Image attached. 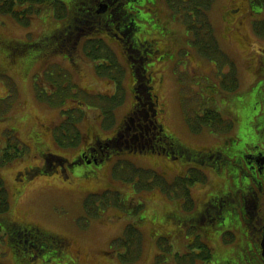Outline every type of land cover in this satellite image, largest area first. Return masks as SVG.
<instances>
[{"label": "rangeland", "instance_id": "rangeland-1", "mask_svg": "<svg viewBox=\"0 0 264 264\" xmlns=\"http://www.w3.org/2000/svg\"><path fill=\"white\" fill-rule=\"evenodd\" d=\"M240 1L214 0L210 10V17L220 40V48L228 54L230 60H234L239 78L240 92L236 90L224 94L226 112L220 99L218 106V102L212 99L205 104L201 97L203 91H209L210 87L215 90L218 88L220 75L216 72L214 64L202 58L192 46L191 30H187L185 22L179 17L174 18L176 17L174 15L172 17L173 13L170 12V7L165 0H162L159 6L162 18L166 19L168 24L157 14L154 16L155 26L152 25L151 28L160 29L161 26L163 29L161 32L153 30V34L149 33L150 37L154 38L152 42L157 51L152 52L151 49V56L146 61L149 63V68L143 75H152L153 92L159 101V107L163 108L157 120L167 131L174 133V136L193 148L216 147L232 136L240 137L245 130H250L247 126V115L250 109L253 106L261 109L264 104L262 98L264 77L258 79L250 93L247 92L255 83L254 61L257 60V48H264V20L255 22L248 19L242 29L246 41L241 42L228 29L225 14L229 6ZM256 4L264 6V0H259ZM254 10L260 9L255 6ZM53 12L52 6H47L31 17L28 24L0 13V157L6 152L14 153V148L9 150L7 148L9 144L16 141L21 147H25L24 154H20L21 158L11 160L4 165L0 164V175L10 192V213H13L22 223L36 225L55 235L64 244L63 250L58 255L48 252L32 261H29V256L22 252L16 255L20 262L22 264H70L72 256L74 259L77 256L74 249L79 248L83 253L79 254L83 256L79 259L86 260L84 264H155L159 259L162 264H169L173 261L175 252L181 251L183 254L185 248L190 250L189 244L197 234H200V230L192 227L197 219L204 220L200 223H205L201 225L198 223L199 229L210 230L212 233V236L206 234L204 238L207 244L214 247L212 250L215 261L217 258L226 256L227 250L228 252L233 250L235 253L239 238L237 235L234 236L235 231L227 232L226 229H222L221 222L224 215L228 222L230 221L235 215L229 212L231 210L238 215L239 196L233 195L235 190L230 189L232 198H226V205L220 202H215L213 207H206V205L221 189L219 187L222 183L234 184L235 179H240L242 174L234 176L235 168L239 164L226 160V169L222 168V174L210 175L209 172L206 174L205 171L203 173L202 170L193 167L196 165L193 158L192 160L178 159L167 155L126 152L127 154L121 157L112 155L106 161L98 160V157L103 155L99 156L94 150L95 147L100 145L101 140L120 138L118 134L120 126L129 118L137 97L144 96L143 79L140 82L142 86L137 85L135 80L137 70L135 68L134 71V66L130 65L133 60L130 59L128 62L126 57L119 53V45L115 40H106L111 43L112 49L108 47L109 45L107 46L106 41L102 42L103 49L106 50L103 55L107 56V53L111 55L113 62L120 70V72L118 70L112 72L111 76L116 79L121 78L122 92L119 90L118 97L114 95L116 80L114 78L109 80L105 75V77L99 76L95 67L96 62L86 54V52H92L95 55L88 41L80 42L73 59L60 54L34 58L39 54L36 49L27 48L25 52H16L6 43L9 40L14 41L15 44L19 41L40 40L50 23L60 25L58 20L60 18L53 17ZM109 31L114 32V27ZM166 55H169L168 58ZM50 63H57L65 68L67 73L71 70L68 77H71L79 87L74 86L69 89V94L73 96L68 95L62 106L49 105L38 96L35 88V81L41 82V76ZM141 65L142 63L137 67ZM226 71H230V68H226ZM196 74L200 75L197 77L203 78H195ZM197 80L200 84L202 83L204 90L198 85ZM43 86L47 88L48 84L43 83ZM258 93H262L261 96ZM114 96L116 100L111 99ZM204 106L215 109L217 107L219 113L234 122L235 127L231 131L218 133L211 131L207 128V124L203 123L200 133L192 132L186 119L201 112ZM64 108H72L73 112L77 110L74 116L79 119L77 128L81 135L74 137L76 130L70 128L71 133H67L64 144L59 145L55 135L64 121L62 116ZM103 108L110 109L112 121L103 115ZM207 123L210 125L209 121ZM42 128L45 130L44 133ZM239 137L238 141H240ZM116 142L118 146L120 141ZM89 144H92L93 148L82 158L79 154ZM117 146L114 147L111 144L109 150L115 148L120 150L121 148ZM105 156L103 159L106 158ZM74 157L78 158L74 159ZM86 160L88 163H85ZM116 163H119V167L123 166L121 176L125 181L114 176ZM132 164L152 171L150 174L153 176H150L151 182L148 185L151 188L136 192L134 183L132 185V182H126L130 168L133 167ZM217 164L215 163V167H212L214 170L218 167ZM45 167L47 171L44 172L42 170L46 169ZM193 173L199 176L194 181L184 178L188 175L192 176ZM157 174L160 177H157ZM201 175L204 177L201 178ZM156 178L160 181V185H154ZM181 179L188 180L185 184H189L190 195L194 200V208L190 211L186 210L182 199L181 191L184 186L180 185ZM139 180L142 183L147 181L137 177V181ZM175 183L178 185L174 189L177 194L172 191L166 192L161 187L165 184L167 188H171ZM114 191L119 192L126 200V197H129L131 202H143V209L134 215L126 212V207L125 211L123 207L113 205L110 200L101 197L105 193ZM237 194H242V191L238 189ZM91 197H98L100 205L104 203L99 214L93 211L92 205H89L88 209L85 208L86 200ZM246 197V210L250 212L253 209V197L255 198L251 189L249 193H246ZM88 211L94 212L91 214L92 217L87 214ZM138 217L142 220H137ZM181 218L185 223L180 220ZM249 218L252 217L249 216ZM254 220L252 218V221ZM130 223H134L142 232L143 249L139 256L131 259L132 256L128 255L130 259L124 262L119 257L120 251L118 252L117 246L127 247L125 240L119 239L122 238L126 226ZM210 227H218L220 231H224L222 236L219 233L214 234L215 231ZM167 231L171 235L170 238L166 235ZM237 232L239 234V230ZM250 232L252 237V230ZM162 236L167 238L168 242H160ZM181 240L186 242L185 247H180L183 244ZM192 251L197 249L192 247ZM238 253L241 257L244 255V252ZM16 256L13 255L5 239L0 238V262L18 264ZM197 264H201L200 261H197Z\"/></svg>", "mask_w": 264, "mask_h": 264}, {"label": "trees", "instance_id": "trees-1", "mask_svg": "<svg viewBox=\"0 0 264 264\" xmlns=\"http://www.w3.org/2000/svg\"><path fill=\"white\" fill-rule=\"evenodd\" d=\"M146 1L151 0H0L1 14L10 15L18 20L26 22V24L30 22L31 17L39 13V11H42L44 8H47V6H52L54 11L52 14L53 17L60 18L58 19L60 20V25H53L50 23L44 30L43 37H41L40 40L38 39L37 41L32 42L19 41L17 44L10 40L6 42L10 45L12 50H15L16 52H25L27 48H32L39 51V54L34 58L41 56L45 57L48 56V54H60L73 59L80 42L88 41L90 42L91 49L94 51L95 55H93L92 52H86V54L96 62L95 67L99 76H107L109 80H113V78L116 80L114 83L116 94L114 95L117 97L119 90L122 92V81L121 78L116 79L111 76L113 75L112 72L116 70L120 72V70L113 62V57L111 55H108V53L107 56L103 55V52H106V50L103 49L104 44L102 41L105 42L108 39L111 41L115 40L119 45V53L121 52L123 56V53L125 52L128 56V62L130 59L133 60L134 64L131 63L130 65L132 67L134 66V71L135 68L137 70V72L135 71L137 74L136 79L135 76L134 79L136 80L137 85L141 86L142 83L140 82L143 79L142 87L145 89V93L144 96L137 97L129 118L125 120L123 125H121L118 130L120 137L118 139L120 141L118 146L121 149L117 150V148H115L114 150H109L111 144L115 147L117 146L116 141H118L112 140L111 138L106 141L101 140L100 145L95 147L94 150L99 156H105L107 154L104 159L103 156L98 157V160H102V162L106 161L112 155L121 157L124 154H127L126 152L132 154H156L159 156L167 155L172 158H175L176 156L178 159H196L195 153L197 148L186 145L179 138L174 136V133L172 134V132L167 131V129L161 125L159 120H157L159 113L155 114L157 110V98L153 92L154 89L151 81L153 77L151 74L149 76L143 74L149 68V63H146V61L149 59L148 57L151 56V49L152 52L157 51L152 42L154 41V38L153 36L151 38L149 33L153 30H159L161 32L163 29L161 26L160 29L151 28L152 25L155 26V14H157L166 24H168V22L166 19L162 18L160 12L159 5H161L162 0H159L157 7L154 6V8L151 9H149L150 7L148 8L147 5H143ZM258 1L259 0H251L254 4L258 3ZM165 2L169 5L170 12L173 13L172 17H179L185 22L187 30H191V33L193 34L191 44L197 50V53L207 61L216 63V69L219 70L217 72L218 74L222 71L223 65L226 64L228 65L227 67L230 68V71H226V85L225 80H222L220 86H218L216 90L213 87H210V90L206 92L208 94H205V96H203L204 98L201 96L205 104L208 103V100L212 99L214 102L217 101L219 106L220 99L221 105H223V100L225 98L224 94L235 92L236 90L240 92L238 89L239 78L234 65V60H230L228 54H225V52L220 48V40L213 20L210 17V10L214 4V0H165ZM234 6L235 5L229 6V8H233ZM105 25L107 26L105 27ZM112 27H114L116 32L114 31L111 33L109 31ZM106 44L107 46L109 45L108 47L111 45L108 41H106ZM110 48L112 49V47ZM115 54L117 53L115 52ZM168 56L169 55H166L167 58ZM141 63L142 65L137 67ZM68 71L72 72L71 70ZM68 73L65 68L57 63L48 64L44 74L41 76L42 83L35 81V88L38 96L49 105L62 106L66 101V98L69 97L68 95L73 96L72 94H69V89H72L74 86L78 87L74 80H72L71 77H68ZM221 75L225 79V75L223 73ZM256 77L257 75L255 76V79ZM43 83H47L48 87H44ZM116 96L111 99L116 100ZM77 108L82 109L81 107ZM72 110V108L62 109L64 121L58 128V132L55 135V139L59 145H62V143L64 144L68 136L67 133H71L70 128H73L74 131L76 130L74 137H79L81 135L79 129L77 128V122L79 119L74 116V114L77 113V110L74 112ZM202 110V115L198 112L195 116H190L189 119H186L188 127L192 132L200 133L203 128V123L207 124L208 129L218 133L231 131L235 127L234 122L225 118L222 113H219L217 107L215 109L210 106H204ZM217 113H219L220 116L217 115ZM103 115L107 116L108 120H113L109 108H103ZM218 118L220 119L217 120ZM220 120L221 122H219ZM208 121L210 125H208ZM226 121H229L230 123L227 124ZM247 126L249 127L248 123ZM245 132L247 131L245 130ZM241 136L245 137L243 133L240 135V139ZM235 142L238 143L237 140ZM231 143L230 138L226 140L227 147L230 146ZM10 148H14L15 152L3 153L0 157L1 165H4L11 160L21 158L22 156H20V154H24L25 152V147H21L18 141L13 144H9L7 150ZM91 148H93V145L89 144L88 150L90 151ZM96 160L97 159H95V161ZM102 164L103 163H101V165ZM198 164L202 166L201 162H198ZM203 166L212 168L215 167V162L209 161V163L207 162L206 165ZM121 169H123V166L119 167V163H116L114 176L125 181V179L121 176L123 175L121 173ZM212 170L214 169L212 168ZM42 171H47V168ZM214 171L215 174H222L223 172L222 169L219 172L218 167L215 168ZM150 172L152 171L133 165V167L131 166L130 168L129 176L126 178V182H132V185L134 183L136 192L137 190H147L151 188V186H148L151 182V180L149 181V178L150 176H153ZM246 174L247 172L245 171L243 177H245ZM137 177H141L147 181L142 183L140 181L141 179L137 181ZM157 177H160V175L157 174ZM198 177V175L193 173L192 176L188 175L184 178L194 181V179ZM203 177L204 176L201 175V178ZM181 181L182 183L180 185L184 186L181 191V193L183 192L182 199L184 200L186 210L190 211L194 208V200L190 195L189 184H185L188 180L181 179ZM240 181L241 183L238 187H236L233 183H222L221 187H219L221 189L214 195V198H218L217 200L220 203L226 205V198H232L229 190L233 189L235 190L233 195H238L240 199L241 194H237V190L239 188L241 191H246V193L250 192L249 180L247 178H243ZM155 184L160 185L158 178H156L154 185ZM136 186H138V188ZM168 186L171 187L170 184H168ZM161 187L166 192L172 191L177 194V191L174 190L178 187L177 183H175V185L171 188H167L165 184ZM101 197L105 200H110L113 205L123 207L124 210L127 208V211H125L134 215L138 214L144 207L143 202H131L129 197H126V200L124 196H121V194L117 191L105 193L104 195H101ZM214 198L209 201L206 207H213L215 205L216 201ZM102 204H99L98 197H91L86 200L85 208L88 209L89 205H92L93 211L95 210L94 212L99 214ZM10 209V192L6 186L5 180L0 175V238H4L6 244H9V248H11L13 255H20L23 252L29 256V261H32L33 259L38 258L41 254L49 252L58 255V253L63 250L64 244L60 239H58V237L42 230L36 225L22 223L13 213H10ZM238 210V215L234 212V210L229 211L232 212V214H235L231 217L229 222L225 215L221 222L222 229H226L227 232L235 231L233 232L234 236L237 235V238H239L236 242L238 249L235 253L233 250H230V252L227 250L226 256L223 258H217L215 261L213 250L204 238L206 234L208 236H212V233L210 230L207 231L201 228L199 229L200 225L205 223H200L204 222V220L197 219L194 221L192 227L200 230V234H197L196 238H193V241L189 244L190 250L185 248L183 254H181V251L175 252L173 255V261L169 264H197V261H200L201 264H256L259 263V259L261 262L263 258L260 250L258 252L254 250L253 252L250 251L249 248H255L260 245V237L263 232V217L255 216L253 210L249 215L255 219L252 221V218H249L248 216L247 210L244 212L245 217L243 216V211H240V205H238ZM94 212L88 211L87 214L92 217L93 215L91 214ZM138 218L139 219L137 220H142L141 217ZM180 220L185 223L184 219L181 218ZM198 223H200V225ZM212 229L215 231L214 234L220 231L218 227ZM237 230H239V234H241V236L238 234ZM250 230L253 232L252 237H250L249 234L251 233ZM166 235L169 238L171 237L169 231H167ZM119 240H125L127 245V247L117 246L118 252L120 251L119 257L122 261L127 262L130 259L128 258V255L132 256L131 259H134V257L139 256L140 252H142L143 235L134 223H130L126 226L122 238ZM165 241L168 242L167 238L164 236L160 237V242L165 243ZM181 242L183 244H181L180 247H185L186 242L184 240H181ZM114 244L116 245V243ZM192 247H195L197 251H192ZM238 252H244V255L241 257ZM234 256L235 258H233ZM16 259L18 264H22V262H20L21 260H19L17 256ZM239 261H241V263H239ZM0 264L3 263L0 262ZM155 264H162V262H160L159 259V261L155 262Z\"/></svg>", "mask_w": 264, "mask_h": 264}, {"label": "flooded vegetation", "instance_id": "flooded-vegetation-1", "mask_svg": "<svg viewBox=\"0 0 264 264\" xmlns=\"http://www.w3.org/2000/svg\"><path fill=\"white\" fill-rule=\"evenodd\" d=\"M158 2L159 0H151V1H146V3H144L143 5H147L148 8L150 7L149 9H151L154 8V6L157 7ZM237 4H235L237 5L235 8L226 9L225 14L229 25L228 29H230V32H232V34H235L241 42L243 41L245 42L246 37L244 36L242 30L244 25L247 24L248 19H251L255 22H260L264 20V6L254 4L251 2V0H241ZM255 6L259 7L260 10H254ZM123 54H124L123 56H125L127 60L128 56L126 55L125 52ZM251 61L252 58L250 59V63ZM254 63H255V68H254L255 76L257 75V77L255 79V83L248 90L249 93L251 92L253 86L257 83L258 79L260 77H264V48L261 47L257 48V60L254 61ZM213 64L216 68V63ZM226 68H228L226 67V64L222 66V73L225 75V79L221 74H219L220 80L217 83L218 86H220L222 80H225V85H226ZM216 72H218V70ZM197 76L200 75L196 74V76L194 77L197 79L203 78ZM204 76L207 77L206 75ZM197 83L198 85H200L201 89L204 90L202 87V83L200 84V81L198 80ZM205 93L206 91H203L202 97L205 96ZM262 93H258V95L261 96ZM252 94H254V92H252ZM262 98L264 101V96ZM225 102H226V98H224L223 100V105H224L223 108L224 111L226 112ZM158 103L159 101L157 100V110L155 114L156 113L160 114V112H162L163 109L162 107H159ZM202 114H203V110L200 112V115ZM247 121L251 131H247V132L244 131L243 134L245 135V137L241 136V139L239 138L240 141H238L239 136L237 137L235 135L232 136V138H230L232 143L228 147L226 145V140L221 145L216 147H206V146L198 147L195 153L196 163L194 164L196 165H193V167L200 169L203 172L205 171L206 174L207 172H209L210 175L211 174L220 175V174H215V171L212 170L211 167H207L203 165H206V163L207 162L209 163V161L218 163L217 166L220 172L222 168L226 169V163H227L226 160L233 161L234 163L235 162L238 163L239 165H237L238 167L235 168L236 172L234 173V176H237V174H242V176L240 177L239 180L238 179L234 180V185L238 187L239 184L241 183L240 180L243 178H247L249 180L250 189L255 195V198L253 197L254 204L252 211L254 210V214L256 216L264 217V104L261 109L257 108V106H253L248 112ZM44 132L45 130L42 128V133ZM91 135L93 136L92 131H91ZM236 140L238 143L235 142ZM88 152L90 151L88 150V146H87L83 151L80 152L79 156L84 157L87 155ZM76 158L78 157H74V159ZM198 162H201L202 166L198 164ZM85 163H88L87 160L85 161ZM203 168H205V170ZM245 171L247 172V174L245 175V177H243ZM217 199L214 198L216 202H219ZM246 204H247L246 191L242 190L239 205H240V211H243L244 217H245L244 212H246ZM250 214L251 211L248 212V216ZM223 232L224 231H218L220 236H222ZM210 248L213 249L214 247L212 248L210 246ZM74 250H76L77 256L75 257V259L72 256V260L69 263L84 264L83 262H85L86 260L81 261L82 259H79V258H83L82 255H79L80 253H82V250L79 248H75ZM249 250L253 252L254 250H256L257 252L260 250L261 253L260 245L256 246L255 248H249ZM239 263H241V261H239ZM256 264H264V259H262L261 262L259 259V263Z\"/></svg>", "mask_w": 264, "mask_h": 264}, {"label": "water", "instance_id": "water-1", "mask_svg": "<svg viewBox=\"0 0 264 264\" xmlns=\"http://www.w3.org/2000/svg\"><path fill=\"white\" fill-rule=\"evenodd\" d=\"M264 228V226H263ZM260 245H261V251H262V256L264 258V230H263V235H262V238H261V241H260Z\"/></svg>", "mask_w": 264, "mask_h": 264}]
</instances>
